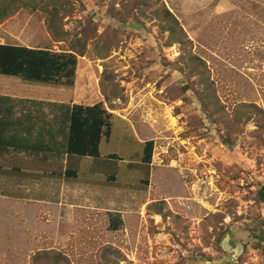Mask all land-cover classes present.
<instances>
[{"label": "rangeland", "instance_id": "1", "mask_svg": "<svg viewBox=\"0 0 264 264\" xmlns=\"http://www.w3.org/2000/svg\"><path fill=\"white\" fill-rule=\"evenodd\" d=\"M57 1L64 41L51 39L40 10L0 23V39L54 51L88 36L71 97L32 83L27 91L92 105L103 100L105 69L124 98L105 104L112 133L100 158H76L78 177L58 178L51 202H20L1 179L0 264H30L46 249L70 264H264V204L255 199L264 181V5L240 6L245 14L214 0H162L187 37L169 45L154 3ZM147 140L150 165L141 161Z\"/></svg>", "mask_w": 264, "mask_h": 264}, {"label": "trees", "instance_id": "2", "mask_svg": "<svg viewBox=\"0 0 264 264\" xmlns=\"http://www.w3.org/2000/svg\"><path fill=\"white\" fill-rule=\"evenodd\" d=\"M144 3L147 6L149 3L157 5L154 12L162 23L161 31L169 34V45L172 42H187L177 18L165 7L162 0H145ZM58 6L57 0H0V23L21 8L40 10L46 16L45 23L51 39L61 42L64 40L57 24ZM87 41L86 32L73 36L68 47L60 51L0 43V78H21L29 84H36L33 89L40 90V93L53 90V93L71 97L78 57L86 54ZM187 61L191 71L199 73V59L191 54ZM99 84L103 100L92 105L72 104L69 97L65 101H26L30 105L25 110L46 111L43 120L29 115L18 118L13 111L17 107L7 105L10 98L0 94V156L18 154L30 159L55 161L64 156L100 157V144L103 140L108 142L112 133V114L105 104L113 107L112 102L121 100L124 96L113 76L105 69L101 72ZM31 104L36 106L31 107ZM153 148V140L144 142L141 161L146 165L151 163ZM108 157L117 158L115 154ZM76 174L75 170H69L64 175L75 178ZM255 199L264 204V181L257 189ZM110 224L111 229H118L121 224L120 217L112 216ZM257 238L256 246L259 247L264 236L259 235ZM30 264H70V260L61 251L46 249L33 254Z\"/></svg>", "mask_w": 264, "mask_h": 264}, {"label": "crops", "instance_id": "3", "mask_svg": "<svg viewBox=\"0 0 264 264\" xmlns=\"http://www.w3.org/2000/svg\"><path fill=\"white\" fill-rule=\"evenodd\" d=\"M206 3L208 2H206L205 0H201V5ZM213 3L215 5H218V7L228 6L227 4L232 5L234 7L232 8L231 6L230 8L231 11L237 12L236 8L239 9L240 6L243 7L249 6V8L250 5L253 4H258L262 6L264 5V0H226V1L214 0ZM243 10L244 9L238 11L245 14L246 12H248ZM259 11L261 15L264 14L263 9H259ZM259 20H264V17L259 18ZM4 39H5L4 37H1L0 43L2 44L5 43L9 45H19L14 43H8ZM0 85H2V88L0 89L1 90L0 94H4L10 98L9 101L7 102V105L17 107V109L13 110L14 115H16L20 119L23 117H27L29 115V117L31 116L38 117L41 120H43L44 113H46V111L43 110L31 111L24 109L25 107L30 105L26 101L43 100V98H39L27 91L29 87L25 86L27 85L26 81H23L21 78H0ZM15 89L16 92L14 93L13 90ZM75 101L76 100H74L72 104L75 103ZM33 106L36 105L31 104V107ZM76 158H81V157L64 156L63 158H61V160L55 161V160L30 159L28 157H24L18 154L2 155L0 156V176L4 175L5 178H0V181L2 179L3 182L10 181L12 183L11 184L12 190L10 191L17 193L14 195H17V197L15 198L20 199L19 200L20 202L23 203L35 202L38 205L44 206L47 204V202H51V200L47 199L46 197H49L50 194H52L53 192H54L52 194L53 197H56L58 192H60L59 181H57L58 178H61L62 176L66 177L64 174L66 171L69 170H75L77 172L76 165L79 159ZM99 158L100 157L93 159H99ZM55 165H57V167ZM61 165L62 167L60 169L59 166ZM77 175L78 172L76 174V177H78ZM20 177L22 178V180L18 179L17 185L15 186L16 178H20ZM1 194H6V193H1Z\"/></svg>", "mask_w": 264, "mask_h": 264}]
</instances>
